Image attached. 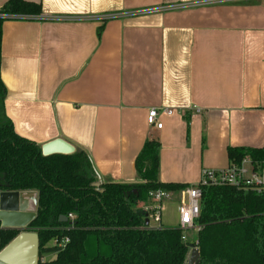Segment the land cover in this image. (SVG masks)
Masks as SVG:
<instances>
[{
    "label": "crops",
    "instance_id": "0c3cea01",
    "mask_svg": "<svg viewBox=\"0 0 264 264\" xmlns=\"http://www.w3.org/2000/svg\"><path fill=\"white\" fill-rule=\"evenodd\" d=\"M27 1L42 15L6 20L2 40L5 112L20 135L67 139L106 182L141 181L135 160L151 137L165 183L223 170L231 146L264 147V0L159 11L143 10L198 0ZM152 108L174 113L157 128Z\"/></svg>",
    "mask_w": 264,
    "mask_h": 264
},
{
    "label": "trees",
    "instance_id": "16d2710c",
    "mask_svg": "<svg viewBox=\"0 0 264 264\" xmlns=\"http://www.w3.org/2000/svg\"><path fill=\"white\" fill-rule=\"evenodd\" d=\"M42 6L8 0L0 8V192L37 190L39 207L29 228L39 234L38 264H188L191 246L178 227L145 223L150 193H180L189 184L159 181L161 143L148 138L135 160L138 182L98 180L91 157L44 156L41 145L15 130L6 115L7 88L1 76L3 24L17 17H40ZM230 163L264 156V147H229ZM99 183V185H96ZM74 215V219L69 217ZM67 216L68 221H61ZM201 225L195 245L199 264H264V194L233 186L202 189ZM19 229L0 230V251ZM69 238L58 249L55 239ZM58 254L50 261L46 254Z\"/></svg>",
    "mask_w": 264,
    "mask_h": 264
},
{
    "label": "built area",
    "instance_id": "2783aa9c",
    "mask_svg": "<svg viewBox=\"0 0 264 264\" xmlns=\"http://www.w3.org/2000/svg\"><path fill=\"white\" fill-rule=\"evenodd\" d=\"M241 0H198L191 2H180L169 4L164 7H157L153 9H146L143 11L150 10H173V9H185L189 7H197L201 5L207 4H215V3H227ZM136 14L142 13V11L134 12ZM128 14V13H125ZM115 15H102L101 19L112 18ZM58 19V17H57ZM59 19H63V17H59ZM68 19V18H66ZM162 113L173 114V109H158L152 108L150 109L147 117V121L149 125L162 128L163 122L160 121V115ZM217 185H227L233 186L238 189L243 190H252L257 193L264 194V156L262 158H254L252 155H246L239 163H230L223 170H213V169H205L202 172V177L197 184L190 185L189 187L183 189L181 194V202L178 207L179 210V223L178 228L183 232V240L188 241V232L191 230L199 231L201 225L196 223V220L199 218L201 212V200H202V189L208 186H217ZM170 192H166L163 190H157L150 193V199L147 204H144V209L147 213L151 212L153 215V220L156 223L161 224L162 216L165 210V202L168 198ZM69 217L74 219V215L70 214ZM150 224L148 225V227ZM160 225L159 227H162ZM69 242L68 237H64L62 239H55L53 241V246L58 249L64 248ZM197 247L194 244L191 246ZM57 254V253H55Z\"/></svg>",
    "mask_w": 264,
    "mask_h": 264
},
{
    "label": "water",
    "instance_id": "95a60500",
    "mask_svg": "<svg viewBox=\"0 0 264 264\" xmlns=\"http://www.w3.org/2000/svg\"><path fill=\"white\" fill-rule=\"evenodd\" d=\"M42 154H73L77 147L63 137L55 138L41 146ZM99 185V183H96ZM39 207L37 190L2 191L0 192V225L1 229H19L18 234L0 251V264H38L39 263V234L29 228L36 219ZM61 221H68L62 216ZM146 225L150 224L148 213ZM58 258V254L50 260ZM200 250L193 247L190 250L188 264H199Z\"/></svg>",
    "mask_w": 264,
    "mask_h": 264
},
{
    "label": "rangeland",
    "instance_id": "374dc122",
    "mask_svg": "<svg viewBox=\"0 0 264 264\" xmlns=\"http://www.w3.org/2000/svg\"><path fill=\"white\" fill-rule=\"evenodd\" d=\"M166 211H164L163 214V220H164V224H166L167 227H177L178 223H179V210H178V206H179V202L178 199H176L175 201L173 199L167 198L166 199ZM153 214L151 212L148 213V218L150 221V226L151 227H159L161 224L156 223L153 220ZM188 242L190 244V246H192L194 244V242L197 241V236H198V231L197 230H191L188 232Z\"/></svg>",
    "mask_w": 264,
    "mask_h": 264
}]
</instances>
